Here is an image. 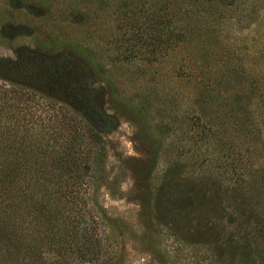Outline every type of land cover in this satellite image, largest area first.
<instances>
[{
	"label": "rangeland",
	"instance_id": "1",
	"mask_svg": "<svg viewBox=\"0 0 264 264\" xmlns=\"http://www.w3.org/2000/svg\"><path fill=\"white\" fill-rule=\"evenodd\" d=\"M252 1L221 23L222 6L207 14L196 0H0V86L77 114L105 147L88 194L99 206V264H264V220L243 240L253 221H237L246 205L233 196L252 192L262 202L249 207L264 210V19L263 3L249 15ZM155 6L173 15L175 33H191L129 58L126 40L142 23L129 17ZM209 71L229 83L215 93V116L195 98ZM226 103L249 106L255 121L236 126ZM187 114L201 120L188 125ZM205 124L220 143L192 144ZM162 183L170 201L157 205ZM199 190L208 199L188 201ZM238 242L249 243L246 257Z\"/></svg>",
	"mask_w": 264,
	"mask_h": 264
},
{
	"label": "trees",
	"instance_id": "2",
	"mask_svg": "<svg viewBox=\"0 0 264 264\" xmlns=\"http://www.w3.org/2000/svg\"><path fill=\"white\" fill-rule=\"evenodd\" d=\"M196 1L207 14L213 6H222L219 19L224 23L223 15L230 17L227 13L232 10L242 11L247 0ZM258 3H263L264 19V0H253L249 15L258 11ZM154 9L148 12L139 8L138 12L131 13L129 18H140L142 23L135 22L138 34L126 40L128 47L125 51L129 58H133L138 53L137 49L144 46L149 47L150 56L155 57L171 42L174 47L183 43V36L191 33L187 28L185 32L175 33L172 29L173 15H165V8L157 9L155 6ZM128 25L131 27L132 24ZM221 77L213 79V73L207 72L206 85L195 96L202 113L215 116L219 110L215 93L219 86L229 84ZM22 91L0 86V264H99L105 254L102 236L97 232L99 206L90 204L88 194L93 172L102 168L105 147L89 122L73 112L43 105L33 94ZM213 104L217 107L216 111ZM222 107L228 109L226 117L233 118L238 127H246L249 121H255V118L250 120L249 116L253 113L247 105L230 108L226 103ZM185 119L189 125L200 118L187 114ZM211 125L205 124L200 134L190 136L193 145L207 143L210 139L220 143L218 131L212 132ZM247 132L253 135L252 138L260 137L256 125ZM78 139L84 141V146L76 144ZM165 186L162 183L156 190L157 205L170 201L165 197ZM199 191L190 193L188 201L198 200L199 194L206 201L208 194ZM233 192L234 199L246 205L242 209L236 208L237 221H253V226L242 224L243 240H246L247 229L256 230L264 220L263 209L249 206L262 200L252 192L248 195L238 189ZM256 232L259 233L258 230ZM248 244L238 242L234 251L246 257L249 254Z\"/></svg>",
	"mask_w": 264,
	"mask_h": 264
}]
</instances>
